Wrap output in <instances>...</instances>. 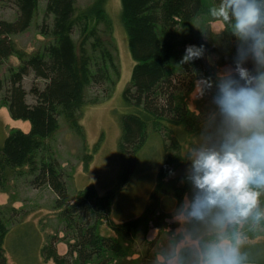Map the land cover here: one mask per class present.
<instances>
[{"label": "trees", "instance_id": "1", "mask_svg": "<svg viewBox=\"0 0 264 264\" xmlns=\"http://www.w3.org/2000/svg\"><path fill=\"white\" fill-rule=\"evenodd\" d=\"M8 2L16 10V17L13 21L0 20V68L9 58H15L18 64L7 66L0 78V108L7 110L10 119L27 122L30 128L26 134L12 131L4 139L0 189L6 172L29 166L30 176L34 175L40 184H49L63 197L59 179L62 172L55 160L47 159V153L52 155L44 142L59 129L60 120L75 134H83L81 110L109 99L120 79L106 0H92L84 7H78L76 0ZM42 2H45L44 17L36 30L46 42L26 53L16 46L13 38L29 29ZM218 2L120 0L119 19L134 65L122 92L123 104L129 112L120 118L117 148L121 159L134 165L151 135L160 140L163 159L148 199V209L162 200L164 180L181 161L182 136H198L214 116L211 97L218 77L215 71L225 65L233 67L237 41L229 22L209 15V9ZM216 21L224 27L219 33H212L209 25ZM193 24L198 26V39L190 44H203L206 55L178 66L179 50L184 44L180 42L178 30ZM201 75L210 78L213 87L205 91V102L195 114L188 109L186 100ZM30 76L32 82L26 92L23 83ZM90 90L94 94L90 95ZM28 94L32 103L26 100ZM42 155H45L43 159ZM90 159L86 155V160ZM93 192L90 188L80 191L75 204L61 212L63 221L73 228V247L77 253L74 264H116L125 250L121 235L131 236L140 220L110 224L116 238L101 239L97 234L98 221L108 216V200L94 198ZM0 229L3 228L0 226ZM250 249L256 250L250 263L264 264L258 254L261 246ZM44 252L46 259H57L52 255V247ZM181 257L187 258V253ZM0 264L5 263L0 260Z\"/></svg>", "mask_w": 264, "mask_h": 264}, {"label": "rangeland", "instance_id": "2", "mask_svg": "<svg viewBox=\"0 0 264 264\" xmlns=\"http://www.w3.org/2000/svg\"><path fill=\"white\" fill-rule=\"evenodd\" d=\"M91 1L76 0V4L84 7ZM44 4L45 2L39 4L29 29L13 38L16 46L26 53L46 42L36 30L44 17ZM105 8L112 22L111 38L115 60L120 68V79L109 99L96 105H86L81 110L83 134H75L60 120L59 129L51 139L44 142L52 155L50 157L47 153V159L55 160L62 172L59 179L63 197L57 195L49 184H40L34 175L30 176L29 166L3 175V187L0 189V226L3 228L0 229V260L5 264H54L53 259L45 258L44 250L51 248L57 239L67 244L65 235L68 225L61 218V212L70 204H75L81 189L90 188L94 191V198L108 200L107 219L120 224L140 220L131 236L121 235L125 250L116 264H172L175 252L180 251L181 256L187 253V258H190L191 250L197 249L201 240L211 238L204 225L192 220L181 221L178 216L184 197L190 193V185L184 180L188 164L185 153L189 148L199 146L214 116L204 124L203 132L198 136H182L179 153L181 161L164 180L162 200L157 205L151 204L148 209V199L162 164V147L160 140L151 135L136 157L134 165L128 164L119 156L117 145L120 118L129 112V108L123 104L122 92L130 80L134 63L119 19L120 0H106ZM15 17L16 10L8 0H0V20L13 21ZM197 27V24H193L178 30L180 42L184 41L179 50V59L185 47L197 41ZM223 27L220 21L209 25L212 33H219ZM17 64L15 58H9L0 68V78L7 66ZM231 68L230 65L219 67L215 75L219 76ZM31 82V76L24 80L26 92L29 91ZM198 87L195 82L193 91L186 100L188 109L195 114L199 113L198 106L205 102ZM89 94H94V91L90 90ZM26 100L32 103L29 94ZM29 128V123L10 119L7 110L0 108V156L4 139L12 131L26 134ZM86 155L91 156V159L86 160ZM44 157L42 155L41 159ZM259 200L261 207H264V194ZM143 215L146 217L143 218ZM249 229L248 224L241 226L247 237L242 251L250 259L256 255V250L250 248L260 245L258 254L264 261V228ZM189 232L194 234L192 239L186 238ZM103 234L106 237L112 236L105 225ZM56 250L58 254L64 255L67 249L63 243H59L56 244ZM21 256L27 260L21 262Z\"/></svg>", "mask_w": 264, "mask_h": 264}, {"label": "clouds", "instance_id": "3", "mask_svg": "<svg viewBox=\"0 0 264 264\" xmlns=\"http://www.w3.org/2000/svg\"><path fill=\"white\" fill-rule=\"evenodd\" d=\"M209 15L229 22L237 48L233 67L214 82V119L199 146L185 153L190 193L178 219L204 225L211 238L190 258L175 252L172 264H250L241 226L264 228V0H219ZM205 55L203 44L187 45L178 66ZM196 83L200 95L213 87L202 75Z\"/></svg>", "mask_w": 264, "mask_h": 264}, {"label": "flooded vegetation", "instance_id": "4", "mask_svg": "<svg viewBox=\"0 0 264 264\" xmlns=\"http://www.w3.org/2000/svg\"><path fill=\"white\" fill-rule=\"evenodd\" d=\"M83 190L84 189H81L80 191H83ZM70 205H72V204H70ZM107 218H108V216L99 219V221H98V227H97V234H98V236L101 239H103V238H113V239H115L116 238V233L112 230L110 224L120 225V222H115V220L113 221V220H109ZM104 225L112 233V236L113 237L112 236H107L106 237L103 234ZM72 230H73L72 227H70V226H67L66 227L67 233H66L65 236L67 237L66 238L67 244L65 242H59V239H57V241H54L52 243V252H53L52 255L56 256V258L58 257L55 260L53 259V261L55 262L54 264H74L75 261H77V253L75 252L76 249L73 247L74 246V240L72 238V234H73L72 233ZM59 243H63L66 246V249L67 250H66V252H65L64 255H60V254L57 253L56 244H59ZM22 258H21L22 261L20 260L21 262H24L25 260H27V259H25L26 257H22ZM83 264H89V263L84 262Z\"/></svg>", "mask_w": 264, "mask_h": 264}, {"label": "water", "instance_id": "5", "mask_svg": "<svg viewBox=\"0 0 264 264\" xmlns=\"http://www.w3.org/2000/svg\"><path fill=\"white\" fill-rule=\"evenodd\" d=\"M250 264H256V263H250Z\"/></svg>", "mask_w": 264, "mask_h": 264}]
</instances>
